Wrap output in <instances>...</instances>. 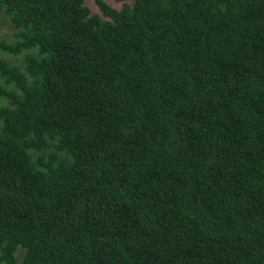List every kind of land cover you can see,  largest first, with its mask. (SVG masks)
I'll list each match as a JSON object with an SVG mask.
<instances>
[{
    "label": "trees",
    "instance_id": "16d2710c",
    "mask_svg": "<svg viewBox=\"0 0 264 264\" xmlns=\"http://www.w3.org/2000/svg\"><path fill=\"white\" fill-rule=\"evenodd\" d=\"M113 1L0 0V264H264V0Z\"/></svg>",
    "mask_w": 264,
    "mask_h": 264
},
{
    "label": "rangeland",
    "instance_id": "374dc122",
    "mask_svg": "<svg viewBox=\"0 0 264 264\" xmlns=\"http://www.w3.org/2000/svg\"><path fill=\"white\" fill-rule=\"evenodd\" d=\"M93 3V0H85V4L92 9V12L97 13L98 10L95 8ZM108 5L114 8H119L120 3L114 2L113 0H108ZM8 34H10L8 28H5L4 31H0V40L9 41L7 37ZM12 59H14V57H12Z\"/></svg>",
    "mask_w": 264,
    "mask_h": 264
}]
</instances>
